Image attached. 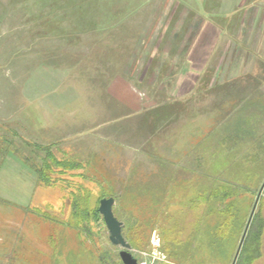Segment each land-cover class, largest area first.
<instances>
[{
  "label": "rangeland",
  "instance_id": "obj_1",
  "mask_svg": "<svg viewBox=\"0 0 264 264\" xmlns=\"http://www.w3.org/2000/svg\"><path fill=\"white\" fill-rule=\"evenodd\" d=\"M199 4L0 0V198L11 204L0 202V264H123L103 220L83 244L56 223L51 244L26 211L66 221L85 190L115 198L140 264H236L256 204L264 219V69L250 114L247 89L234 100L189 96L197 75L189 84L187 71L264 68V8H235L214 42ZM203 34L215 35L207 50ZM36 167L51 185L38 184Z\"/></svg>",
  "mask_w": 264,
  "mask_h": 264
},
{
  "label": "trees",
  "instance_id": "obj_2",
  "mask_svg": "<svg viewBox=\"0 0 264 264\" xmlns=\"http://www.w3.org/2000/svg\"><path fill=\"white\" fill-rule=\"evenodd\" d=\"M40 149H47L49 146H37ZM51 155V154H50ZM51 158L53 159V161L58 165V166H62V168H64L63 170L65 171H69V170H73L76 167H80V165L78 164H74L73 162H69V161H57L55 158H53L51 156ZM47 163V162H45ZM50 168V167H48ZM47 168V169H48ZM35 173L38 175V184H45L47 186L52 184V180L50 179L47 171H45V169H43L42 167H36L34 169ZM85 194V196H84ZM84 194H73V199L71 200V212H70V216L66 221H59L57 218H55L54 216H52L51 214H49L48 212H41L40 210H33V209H27L26 211L29 212V214L32 217H35L36 220H32L35 224H37L36 226H38L41 230V232H45V233H49L48 235H46V238L50 241L51 244H55L56 242V238H58L59 240L61 239L62 235H57V224H60V226H63L65 228H68L70 230H74L77 233V237L78 240L81 244H83V241L81 240V238L85 237L86 239H88L91 235H92V229L90 227V222L94 221H100L103 220V216L100 214L99 212V205H100V200L102 199V197H96L94 198L93 195L90 194L89 191H84ZM220 194V192L217 190L211 192V197L213 196H218ZM81 195V196H80ZM0 202H2L5 205H11L10 202L8 200L5 199H1L0 198ZM207 221H209V218L206 219ZM50 223L53 225L51 226L52 228H48L47 225H50ZM42 224H45L42 225ZM47 230V231H46ZM125 231V228L123 226V233ZM218 234H220L222 237L225 238L226 234V230H223L221 228V230H219ZM263 234H264V219L261 216V212L260 210H258L254 217L253 220L246 232V237L245 240L243 242L240 254L237 258L236 264H255L262 256H263V250H264V244H263ZM57 235V236H56ZM58 241V240H57ZM224 249V248H223ZM228 249V248H227ZM108 252V251H107ZM221 255H224L225 258L228 256L227 255V250H223L222 252H219ZM80 255V254H78ZM84 259V255H81ZM228 261H229V256H228ZM76 261L72 264H76V262H78V259H75ZM226 260V263L228 262ZM102 262V261H101ZM110 262L112 264H116V262H114V259L112 261V259L110 260ZM114 262V263H113ZM122 262V261H121ZM177 264H183L182 261L175 259L174 261ZM138 263L140 264V260L138 259Z\"/></svg>",
  "mask_w": 264,
  "mask_h": 264
},
{
  "label": "crops",
  "instance_id": "obj_3",
  "mask_svg": "<svg viewBox=\"0 0 264 264\" xmlns=\"http://www.w3.org/2000/svg\"><path fill=\"white\" fill-rule=\"evenodd\" d=\"M261 3H263L262 5L264 8V1H261V0H200V4H202V10H201L202 13L200 12L202 15L200 14V16L204 17L203 15H207L206 16L207 17V19H206L207 25L214 26V29H216V31L218 33H220V35H218L217 39H215V35H214V38H212V36H204V34L200 35L199 41H205V44L203 45L204 49L206 48L205 50H207V47L209 46V44H208L209 41L211 42L215 39L214 42H216L220 38V36L223 37V34H224L223 25H225V24L229 25V26L232 25L233 22H229V21H228V23L222 22V19L225 18V16H227L226 18H228V16L230 17L232 15V13L234 12L235 8H237V7L246 6V8H245V10H246V9H250V8L255 7L254 5L260 4L259 5V7H260V6H262ZM230 5H233V9L227 13L226 12L224 13L225 9H227ZM189 10L191 11V8H189ZM245 10L243 13L244 16L246 13ZM209 16H210V18H209ZM242 17H243V15H242ZM236 28H237V24H235V29ZM232 30L234 31V29H232ZM195 47H197V45H195ZM214 50H215V48L211 49V51H213V52H214ZM218 51H216V53H214V54L219 55L221 50L219 52ZM204 55H206L205 52L203 53V56ZM242 69H244V68H242V67L231 68L229 66L225 67L222 65H209V64L192 66L191 69H189L187 71L191 75L189 84L192 83L191 82L192 74H194V75L196 74L197 78H196L195 82L192 83L189 96L192 95L193 93H195V91L197 92L199 89L200 95H202L206 91H208L209 94H210V92H212L215 96L216 95H219V96L222 95V97L226 96L228 100H229V98L231 100H234L235 97L236 98L241 97V95L244 93V92L242 93L243 89H247L246 96H247V99L249 100V103H250L249 111H248L250 114L251 113V89H253L255 87V74L262 73V70L264 68L258 69L257 66L253 65L251 67L245 68L244 70H242ZM241 72L244 73V75H239V74H241ZM221 73L225 74V75H223V80H221L220 75H219ZM229 73L231 75H228ZM235 89H237V90H235ZM231 90H233V92ZM221 93H223V94H221ZM189 100L192 101V98L190 97ZM237 103L239 104V102H237ZM218 111L219 110L217 109V112ZM250 123H251V121H250Z\"/></svg>",
  "mask_w": 264,
  "mask_h": 264
},
{
  "label": "water",
  "instance_id": "obj_4",
  "mask_svg": "<svg viewBox=\"0 0 264 264\" xmlns=\"http://www.w3.org/2000/svg\"><path fill=\"white\" fill-rule=\"evenodd\" d=\"M115 202L116 200L114 197H104L100 200V205H99V212L103 216L106 228L109 232V240L114 246H121L123 248L119 253L120 259L123 264H139L138 259L135 258L133 254L130 252L131 244L127 242V240L123 235V223L117 218V216L114 213ZM256 205L253 209V213L249 220V224L253 218ZM246 232L243 235L242 242L246 236ZM238 254L239 251L237 253V256Z\"/></svg>",
  "mask_w": 264,
  "mask_h": 264
}]
</instances>
